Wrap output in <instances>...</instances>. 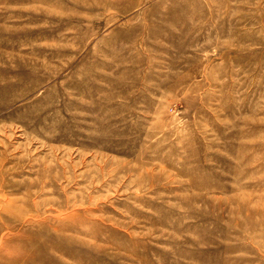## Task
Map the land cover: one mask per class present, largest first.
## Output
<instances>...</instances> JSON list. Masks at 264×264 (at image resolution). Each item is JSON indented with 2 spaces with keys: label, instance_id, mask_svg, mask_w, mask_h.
<instances>
[{
  "label": "rangeland",
  "instance_id": "rangeland-1",
  "mask_svg": "<svg viewBox=\"0 0 264 264\" xmlns=\"http://www.w3.org/2000/svg\"><path fill=\"white\" fill-rule=\"evenodd\" d=\"M258 207L264 0H0V264H264Z\"/></svg>",
  "mask_w": 264,
  "mask_h": 264
},
{
  "label": "bare ground",
  "instance_id": "bare-ground-1",
  "mask_svg": "<svg viewBox=\"0 0 264 264\" xmlns=\"http://www.w3.org/2000/svg\"><path fill=\"white\" fill-rule=\"evenodd\" d=\"M240 201H241V202L243 203V205L246 206V208L249 210V208L247 207V204H246V200H245V199H244V200L242 199V200H240ZM254 208H256V207H254ZM258 208H259V207H258ZM258 208L255 209L256 212H257V213H256L257 218H259V216L262 215V213L264 212V209H263V208H259V209H258ZM254 220H255L254 217H250V223L256 221V220H255V221H254Z\"/></svg>",
  "mask_w": 264,
  "mask_h": 264
}]
</instances>
